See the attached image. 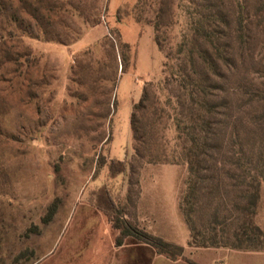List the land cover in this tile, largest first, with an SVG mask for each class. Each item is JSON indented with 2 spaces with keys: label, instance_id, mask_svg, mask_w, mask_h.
<instances>
[{
  "label": "rangeland",
  "instance_id": "obj_1",
  "mask_svg": "<svg viewBox=\"0 0 264 264\" xmlns=\"http://www.w3.org/2000/svg\"><path fill=\"white\" fill-rule=\"evenodd\" d=\"M262 113L264 0H0V264H264L251 229L256 250L192 247L185 216L186 158L210 154L203 166L224 165L220 221L238 219L252 188L236 184L264 175ZM195 211L209 243L213 208ZM254 224L264 232V182ZM147 237L184 251L172 259Z\"/></svg>",
  "mask_w": 264,
  "mask_h": 264
},
{
  "label": "trees",
  "instance_id": "obj_2",
  "mask_svg": "<svg viewBox=\"0 0 264 264\" xmlns=\"http://www.w3.org/2000/svg\"><path fill=\"white\" fill-rule=\"evenodd\" d=\"M191 4L196 5L193 1H191ZM199 7V5H198ZM195 14H197L198 20L195 23V31L196 33L198 32V34L203 33L205 37H207V31L204 28L208 22H207V15L203 14L202 12H196ZM195 17V16H194ZM195 18H192V20H194ZM191 20V22H192ZM194 23H191V25H193ZM155 43L158 46L160 51H164V45L161 41V37L159 36V26H156L155 29ZM183 41L180 44V48H179V54L182 53L183 51ZM205 45H207V40L205 42ZM124 48H129V46L127 44H123ZM196 50V45L195 43L192 44V46L186 50L185 53V57L186 60H188L187 62L189 63V65H191L190 67L193 66L194 62H193V56ZM185 51V50H184ZM200 53H203L202 51H200ZM208 49H204V53L202 55H204V57H207L208 54ZM208 54V55H207ZM173 56L170 53H166L165 54V62L163 64L164 69H166L167 71H170L173 76L174 75V65H173ZM125 61V56H122V62ZM190 61V62H189ZM147 97V90L145 89L144 94H143V98L141 100L144 101ZM260 118V133L257 134V136H261L262 139H264V113L261 114ZM262 119V120H261ZM208 125V123H206ZM205 124V125H206ZM210 126V123H209ZM248 136V135H247ZM249 137V136H248ZM247 139L249 140V137ZM187 157V156H186ZM205 159H203V161H198V157L196 155H194L193 157H187L186 160L189 163V168H190V173L192 176V179L190 181V199L188 198V202L190 203V205L192 206L193 209V213L191 212H186L185 216L187 219V222L190 226V230H191V242H190V246L192 247H198V248H202V247H218V246H229L232 247L234 249H238V250H245V251H249V250H256L257 246H251L254 243H250L248 244V242H250L252 239L250 234L248 233L251 229L253 232V234H255L258 238V235L260 237H264V232L261 230L260 227H258L257 225L254 224L255 222V218L257 216V206H258V201L260 200V185L262 182H264V175H262V178H257L256 176H249L248 174L244 175L242 177V180H240V182H238L236 185H242V186H248L251 187L252 189L248 190L247 192L245 190H243L242 192V203H235L234 205V210L236 209L238 212V219H226V217L222 216V221H220V210L222 208V204L220 202L223 201V188L221 187L223 185V179L218 177V171L220 170L219 167H223V160L216 158L214 160V162H212L211 164H209V166H205V164L208 163L209 159H214L213 156H211L210 154H204ZM262 157V156H261ZM248 162L250 161V158H247ZM203 163L204 166H203ZM233 164L235 165H241L240 163V159H237L236 161L233 162ZM115 165V164H114ZM117 167L115 166H111V172H116L118 175L119 174H123L125 171V166L122 163H118L116 164ZM208 165V164H207ZM240 167V166H239ZM203 171L206 172H212V176H208L206 177L205 175L202 174ZM233 178H236L235 175L232 176ZM248 181V182H247ZM207 182H209L210 184L206 187L203 188V185L206 184ZM222 191V194H221ZM205 193L204 195L202 194ZM240 199V200H241ZM203 204H205L206 209H212L213 211L211 213V222L208 223L207 225V230H211L212 233L214 232V236L212 238H208L207 240H209L210 242L205 243V241L203 240V234L197 230V228L194 225V220H193V216L195 214V209L198 207L200 208L201 206H203ZM107 215L112 218V223L114 224V227L118 228V225L115 224V218H114V213H113V208L108 207L105 208ZM226 211V210H225ZM241 222V224H239V228L238 231L234 228V225H236L237 222ZM249 224V225H248ZM215 226H220V232L221 234L224 236V240H226L224 243H219L217 242V234H216V227ZM230 229H232V235H233V239L234 242L230 243V237H228L229 235L227 233L230 234ZM217 236V237H216ZM199 238H202L201 240H199ZM148 240L146 243L153 246L160 254H164L167 255L168 257L175 259L179 256L182 255L184 248L181 246H176L174 244L168 243V242H164L161 239H157V238H153V237H147ZM202 241V242H201ZM201 242V243H200Z\"/></svg>",
  "mask_w": 264,
  "mask_h": 264
}]
</instances>
